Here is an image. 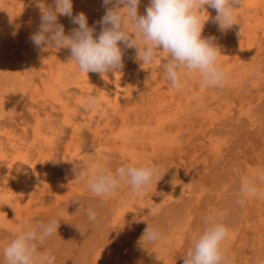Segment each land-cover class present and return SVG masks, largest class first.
Returning <instances> with one entry per match:
<instances>
[{"label":"rangeland","instance_id":"obj_1","mask_svg":"<svg viewBox=\"0 0 264 264\" xmlns=\"http://www.w3.org/2000/svg\"><path fill=\"white\" fill-rule=\"evenodd\" d=\"M72 2L73 15L85 13L98 37L103 0ZM149 2L140 0V15ZM38 3L54 7V0H0V153L26 161L30 172V182L12 181L10 192L0 181V264L19 231L50 219L58 232L41 251L55 264H183L208 216L229 230L222 251L231 264H262L264 199L237 200L242 181L264 171V0H242L235 12L242 26L225 32L206 8L202 37L214 38L228 79L201 87L198 74L182 75V90L169 85L159 52L142 69L137 50L120 44L123 68L103 78L81 73L70 49L36 48ZM58 22L66 34L78 27L67 16ZM88 96L99 98L98 110H84ZM75 164L113 173L151 166L158 175L142 196L124 183L101 198L76 179ZM148 225L167 243L144 248Z\"/></svg>","mask_w":264,"mask_h":264},{"label":"clouds","instance_id":"obj_2","mask_svg":"<svg viewBox=\"0 0 264 264\" xmlns=\"http://www.w3.org/2000/svg\"><path fill=\"white\" fill-rule=\"evenodd\" d=\"M242 0H150L145 14L138 13L140 0H103L105 15L98 22L101 31L94 37V27H89L87 16L80 12L73 15L72 0H54V7L38 3L41 17L38 31L30 36L38 49H70L69 62H75L81 73L105 74L118 72L123 68L122 49L135 48L136 59L142 61L141 68L154 63L157 53L164 55L163 71L169 85L182 90V75L198 74L201 87H222L228 74L219 63L220 48L214 38L202 37L205 23L209 20L206 8L216 11L213 20L221 32L240 24L236 9ZM111 5V7H108ZM201 13H206L203 20ZM59 16H67L78 27L70 34L58 22ZM241 25V24H240ZM242 26V25H241ZM84 110H98L99 98L88 96ZM76 179L85 181L88 190L96 197L112 195L121 184H128L136 195H144L158 169L151 166H120L115 173L106 168H94L91 172L75 164ZM264 171H257L245 178L241 185V197L237 203L243 206L247 198L264 199ZM183 195V193H182ZM78 202L79 200L73 199ZM153 211L155 215L156 212ZM89 221L96 220V213L86 209ZM206 227L200 234H194L192 245L184 255L183 264H231L222 251V244L229 236L228 228L214 217L205 218ZM59 223L50 219L47 223L26 226L2 248L4 264H55V256L41 251L45 242L58 232ZM166 244L161 232L149 225L140 243ZM145 248V247H144ZM264 264V262H262Z\"/></svg>","mask_w":264,"mask_h":264},{"label":"bare ground","instance_id":"obj_3","mask_svg":"<svg viewBox=\"0 0 264 264\" xmlns=\"http://www.w3.org/2000/svg\"><path fill=\"white\" fill-rule=\"evenodd\" d=\"M256 1H258V0H256ZM248 3H249V5L252 4V2H248ZM253 3H254V1H253ZM18 152L21 153L19 150H18ZM14 155H17V154H14ZM29 173L30 172L28 171V169L26 167V161L21 160L18 156L6 157L3 153H0V181H3V186H4L3 187L4 189L2 188L1 190H4L5 192H10L11 189L13 188L12 181L23 182V183L30 182ZM32 175H33V173H32ZM34 176L39 177V176H42V174L40 175V173L37 172V173H34ZM0 185H2V184H0ZM1 192H3V191H1ZM3 193H2V195H3ZM2 195L0 194L1 197H2ZM2 198H4V197H2Z\"/></svg>","mask_w":264,"mask_h":264}]
</instances>
